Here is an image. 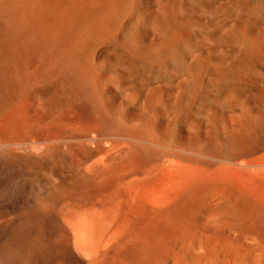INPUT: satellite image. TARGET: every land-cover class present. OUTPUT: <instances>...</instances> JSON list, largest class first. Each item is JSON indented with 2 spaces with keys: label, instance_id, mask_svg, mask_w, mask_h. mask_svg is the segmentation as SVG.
Segmentation results:
<instances>
[{
  "label": "bare ground",
  "instance_id": "1",
  "mask_svg": "<svg viewBox=\"0 0 264 264\" xmlns=\"http://www.w3.org/2000/svg\"><path fill=\"white\" fill-rule=\"evenodd\" d=\"M247 69L264 72V0H0V264L197 263L221 235L264 247V191L240 173L264 174V156L242 160L264 128L218 143Z\"/></svg>",
  "mask_w": 264,
  "mask_h": 264
},
{
  "label": "rangeland",
  "instance_id": "2",
  "mask_svg": "<svg viewBox=\"0 0 264 264\" xmlns=\"http://www.w3.org/2000/svg\"><path fill=\"white\" fill-rule=\"evenodd\" d=\"M255 69H254V71H253V69H247L248 71L247 70L246 71L244 70V72H242V71L240 72V87L242 85V87L240 88V90L243 88L242 90L244 92L243 91H239L240 93H237V92L236 93L235 92L233 93V91H232V93L229 92V94L225 95V97L223 98L224 99L223 103H225V104L227 103L226 106H225L226 109H227V112H226V120L223 121V123H221L222 125H220V126L221 127L223 126V128L229 126L230 128L227 127V130L226 129H223L221 131V133H220V135L221 136L223 135V136L222 137L219 136V139H218L219 142L218 143L221 144L222 146L226 145L225 143L227 142V138L229 137L228 134H231L230 136H234V137L240 136L239 133L241 134V132L238 131V130L241 129V131H242V128L241 127L243 125H245V124H247V126H251V127L255 126L256 127V130H257V126H262L261 127L262 129L264 128V122H262V118H261L262 115L264 116V114H263L264 113V72L263 71H260V72H263V74H260V72L256 71ZM185 80H188V79H185ZM185 80H184V82H185ZM178 81H180V83ZM181 83H183V82H181V78H180L179 80H177V83H176V84H178L177 86H179V87H177V89H179V90H180V88L182 89V85L183 84H181ZM179 90H177V91H179ZM178 93L179 92H177V94ZM180 93H181V90H180ZM235 118H237V119H235ZM236 121H237V123H236ZM245 122H247V123H245ZM237 124H239V126H237ZM233 125H236V126H233ZM235 127H237V128L240 127V128L238 130L236 128V131L234 132ZM232 132H233V134H235V133L236 134L233 135ZM225 133H226V135H225ZM248 133H249L248 134L249 137H251L250 135H253V134H251V132H248ZM189 135H190L189 133H188V135H186L188 137V140H186V141H188V143L190 141L189 139L193 138L192 135H190L191 137ZM205 135H204V137H205ZM257 135L259 137V134L258 133H257ZM187 137L184 136V139H187ZM211 137H212L211 134H210V137H209L208 134L206 135V137L204 139V142H202V144H201L203 146L202 148H204V147H206V146L209 145V142L208 141H210ZM254 137L255 136L253 135L252 138H254ZM220 139H222V140H220ZM224 139H225V142H224ZM254 139H256V138H254ZM257 139L259 140L260 137L257 138ZM257 139H256V142L258 141ZM194 141L193 142H190L189 144L192 143L191 145L194 144V146H195L196 143H194ZM222 142H224V143H222ZM203 143H204V145H203ZM189 144H187V142H185L184 149H188L186 145L191 146ZM205 144H206V146H205ZM196 148L198 149L200 147H197L196 146ZM194 149H195V147L193 148V146H191V149L189 147L188 150L192 151ZM262 156H264V150H262V149L260 150L258 148V150L256 149V152L254 154H251L249 156H245L246 158L244 156H242L243 158L242 157L241 158H242V160H245V159H248V158H253V159L256 158V161H257V160L262 159ZM241 158H239L240 161H241ZM188 162L189 163H192L190 160ZM188 162H186V163H188ZM120 165H121L120 159L119 158L115 159V164H113V167L109 171V174L112 173V170H114L115 168L119 167ZM192 165H193V163H192ZM116 171H117V169H116ZM240 173L248 181V186L250 184L249 188L251 187L252 189H256V192L264 191V174H257L256 173V176H255L252 173L249 174L248 172H240ZM261 183H262V185H261ZM99 198H100V196H99ZM85 206L90 207L91 206V203H88ZM226 236L227 235H221V236H219L217 238H209V240L208 239L207 240H204V248H203V250H201L202 252H200L199 262H197V263L196 262H193V263L191 262V263H188V264H195V263L196 264H230L231 261H229V260H230V257L233 254H239V255L244 256V253L246 252L247 254H250L253 257V259H254V257L256 256V253H258L259 251H261V250L264 249V247L262 246V243L255 242L253 239H250L249 238V239H245V240L239 241L238 239H235L234 237H228V236L226 237ZM247 241L249 242V244H248ZM250 241H251V243H250ZM171 243H172L171 245H173V246L174 245L175 246H178V243L179 242L178 241H172ZM213 243H214V245H213ZM252 243H253L254 246L251 245ZM257 246H259V247H257ZM234 247L236 249H234ZM248 247H249V249H248ZM226 250H227V252H226ZM248 251H249V253H248ZM252 251H253V253H252ZM254 254H255V256H254ZM219 255H220V257H219ZM255 259H256V257H255ZM164 264H168V263H164ZM169 264H173V262H171Z\"/></svg>",
  "mask_w": 264,
  "mask_h": 264
}]
</instances>
